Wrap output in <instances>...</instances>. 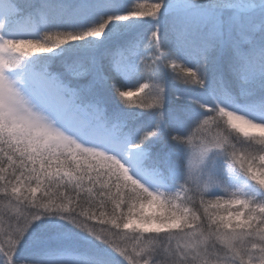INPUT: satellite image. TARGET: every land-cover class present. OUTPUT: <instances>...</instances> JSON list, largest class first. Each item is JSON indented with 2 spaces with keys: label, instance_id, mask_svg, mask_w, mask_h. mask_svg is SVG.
<instances>
[{
  "label": "snow or ice",
  "instance_id": "1",
  "mask_svg": "<svg viewBox=\"0 0 264 264\" xmlns=\"http://www.w3.org/2000/svg\"><path fill=\"white\" fill-rule=\"evenodd\" d=\"M0 264H264V0H0Z\"/></svg>",
  "mask_w": 264,
  "mask_h": 264
}]
</instances>
